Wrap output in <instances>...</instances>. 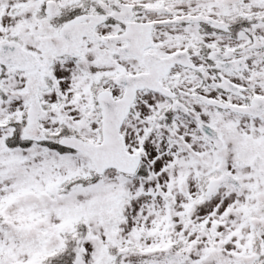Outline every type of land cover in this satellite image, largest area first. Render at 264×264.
<instances>
[{"label": "snow or ice", "instance_id": "1", "mask_svg": "<svg viewBox=\"0 0 264 264\" xmlns=\"http://www.w3.org/2000/svg\"><path fill=\"white\" fill-rule=\"evenodd\" d=\"M0 264H264V0H0Z\"/></svg>", "mask_w": 264, "mask_h": 264}]
</instances>
